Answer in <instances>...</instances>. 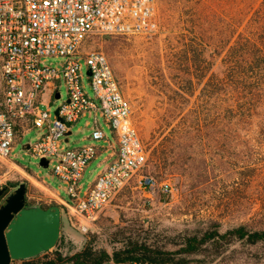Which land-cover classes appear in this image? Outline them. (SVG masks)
Wrapping results in <instances>:
<instances>
[{"label":"rangeland","instance_id":"rangeland-1","mask_svg":"<svg viewBox=\"0 0 264 264\" xmlns=\"http://www.w3.org/2000/svg\"><path fill=\"white\" fill-rule=\"evenodd\" d=\"M157 15L159 29L151 37L91 33L79 49L82 54L97 50L106 55L130 100L131 120L146 160L88 223L86 232L67 208L61 209L59 238L64 240V252L81 247L87 234H94L97 246L111 252L120 244L113 241V232L121 227L148 230L158 242L185 230L202 231L208 225H218L222 231L240 223L264 229V78L255 95L252 83V72L264 71V0H157ZM240 34L248 37L249 47L242 53L236 50L230 63L226 61L230 46L235 51ZM41 59L56 68L65 61L59 55ZM81 63L92 96L84 57ZM230 65L243 71L233 83L231 128L230 94L221 91L216 80ZM55 84L60 97L49 99L46 86L40 102L42 110L49 109L50 120L67 100L63 78ZM99 120L108 139L87 138L95 127L94 116L88 114L73 123L69 141L66 137L61 141L70 148L87 140L103 147L79 181L82 196L111 160L106 149H112L110 142L115 138L103 117ZM24 127L17 133L10 158L0 157V188L11 190L25 182L27 203L48 207L55 202L37 179L62 196H68L66 185L52 173L54 162L42 166L27 148L47 132L48 122ZM142 175L168 182L173 189L166 195L159 187L143 188ZM193 264H264V242L227 245L212 261Z\"/></svg>","mask_w":264,"mask_h":264},{"label":"built area","instance_id":"built-area-1","mask_svg":"<svg viewBox=\"0 0 264 264\" xmlns=\"http://www.w3.org/2000/svg\"><path fill=\"white\" fill-rule=\"evenodd\" d=\"M158 29L157 0H0V157L10 158L17 125L24 131V124L47 121V132L27 148L45 158L48 165L54 162L52 173L66 185L68 213L84 232L144 165L146 154L131 120L130 100L106 55L97 50L82 54L79 49L91 33L151 37ZM48 55L64 56L62 67L43 63L41 58ZM81 57L85 58L92 96L84 82ZM61 78L67 100L58 105V113L50 120L49 109L40 108L41 95L51 83L54 96L55 81ZM86 113L94 116L91 137H105L97 121L100 113L117 135V148L82 196L79 181L98 147L70 148L61 141ZM139 182L146 189L159 187L166 195L173 189L151 175H142Z\"/></svg>","mask_w":264,"mask_h":264},{"label":"trees","instance_id":"trees-1","mask_svg":"<svg viewBox=\"0 0 264 264\" xmlns=\"http://www.w3.org/2000/svg\"><path fill=\"white\" fill-rule=\"evenodd\" d=\"M238 36L235 41L237 48L231 50L226 61L231 59L236 52L242 53L247 49L248 37ZM256 47V45H254ZM258 47V46H257ZM240 48V50H238ZM259 49V48H258ZM201 51H204L202 47ZM241 56V54H240ZM189 74L193 72H188ZM242 70L235 71L230 65L228 69L221 72L222 75H216L217 84L221 91L228 90L230 102V128L233 124V83L235 76L242 77ZM252 83L256 90L260 89L263 70L252 72ZM192 81V78L190 79ZM241 83V81H240ZM240 110V115H243ZM224 118L218 120L217 125L222 124ZM23 126L17 125L16 132L22 133ZM30 204V203H28ZM58 206V205H57ZM60 207V206H58ZM62 213V212H61ZM61 214V223H62ZM151 232L134 227H121L113 232V241L120 243L111 252L106 248L99 247L96 244V236L87 234L82 246L69 252H64V240L58 238L55 248L46 250L38 255L14 260L11 264H108L115 262L118 264H132L135 261H141L149 264H193L195 262H210L214 257L223 251L227 245L243 243L256 245L264 242V229H254L244 223L230 226L224 231L218 228V225H208L202 231H188L170 236L166 242H158L150 235Z\"/></svg>","mask_w":264,"mask_h":264},{"label":"water","instance_id":"water-1","mask_svg":"<svg viewBox=\"0 0 264 264\" xmlns=\"http://www.w3.org/2000/svg\"><path fill=\"white\" fill-rule=\"evenodd\" d=\"M54 96L59 98L60 93L55 92ZM40 164L48 166L45 158H40ZM4 189L0 188V196ZM60 229V207L28 204L25 182L19 183L0 205V264H11L51 250L58 241Z\"/></svg>","mask_w":264,"mask_h":264},{"label":"crops","instance_id":"crops-1","mask_svg":"<svg viewBox=\"0 0 264 264\" xmlns=\"http://www.w3.org/2000/svg\"><path fill=\"white\" fill-rule=\"evenodd\" d=\"M46 86H49V87H50L49 92H48V97H49V99H52V97H53V94H52V93H53V92H52V90H53V85H52L51 83H48ZM46 86H45V88H46ZM44 91H45V89H44ZM44 91L42 92V94L45 93ZM41 96H42V95H41ZM88 114H90V113H86V114L82 115L77 121H79L82 117H84V116H86V115H88ZM91 115H92V114H91ZM100 117H102L101 114H100V113H97V121H98V124H99L100 128L104 131V129H103L102 126H101V121L99 120ZM103 119H104V118H103ZM77 121H76V122H77ZM104 121H105L106 123H108L105 119H104ZM88 122H89V121H87L86 123H88ZM108 125H109V123H108ZM94 126H95V122H94ZM109 127H110V129H111V132H112L114 138H115V142H110V146L112 147V149H106V150H108V156L110 155V157H112L113 154H114V152L116 151V148H117V135H116L115 132L112 130V128H111L110 125H109ZM71 128H72V126H71ZM71 128H70V131L68 132V134H67V136H66V138H65L66 141H69V137H68V136H69V134L71 133ZM104 134H105V137L102 138V139H108V136L106 135L105 131H104ZM87 138H88V139H92L91 136H88ZM96 141H99V140H96ZM90 143H92V141H91V140H87L84 144H90ZM84 144H83V145H84ZM96 146H97V145H96ZM97 147H98V152H99L100 149L103 148L102 146H100V147L97 146ZM104 148H105V147H104ZM98 152H97V153H98ZM34 178H39V177L36 176V177H34ZM37 180H38V182L43 186V188L45 189V193H46L47 195H49V196H47V197L49 198V200H52V201L55 202L54 204H50V205H48V207H49V206L58 205V206H60V209L67 208L66 205H65V203H66L67 200H68V196H62L58 190H56L55 188L51 187V186H50L47 182H45L43 179L39 178V179H37ZM37 205L42 206V207H45V206L42 205V204H37ZM61 214H62V213H61Z\"/></svg>","mask_w":264,"mask_h":264},{"label":"flooded vegetation","instance_id":"flooded-vegetation-1","mask_svg":"<svg viewBox=\"0 0 264 264\" xmlns=\"http://www.w3.org/2000/svg\"><path fill=\"white\" fill-rule=\"evenodd\" d=\"M16 187H17V186H16ZM16 187H15V188H16ZM25 187H26V184H25ZM3 188H5V189H4L3 193H2V195L0 196V205L3 204V203L5 202V198H6V196H7L9 193L13 192L14 189H15V188H13V189L9 190V189H7L6 187H3ZM26 202H27V199H26Z\"/></svg>","mask_w":264,"mask_h":264}]
</instances>
